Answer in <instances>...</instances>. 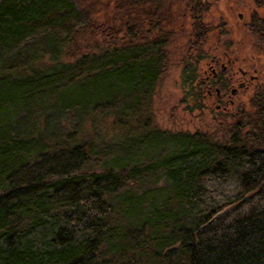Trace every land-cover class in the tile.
Instances as JSON below:
<instances>
[{
    "label": "trees",
    "instance_id": "obj_1",
    "mask_svg": "<svg viewBox=\"0 0 264 264\" xmlns=\"http://www.w3.org/2000/svg\"><path fill=\"white\" fill-rule=\"evenodd\" d=\"M179 1L0 0V264H264V84L205 130L155 125L170 56L181 102L207 88L216 0H184L186 35Z\"/></svg>",
    "mask_w": 264,
    "mask_h": 264
},
{
    "label": "rangeland",
    "instance_id": "obj_2",
    "mask_svg": "<svg viewBox=\"0 0 264 264\" xmlns=\"http://www.w3.org/2000/svg\"><path fill=\"white\" fill-rule=\"evenodd\" d=\"M256 1L264 0H216L211 3L209 12L204 16V21L213 30L209 36L206 48L210 56H223L221 64H228L229 71H237L235 83L231 89H237L234 96L227 92L221 101H216L215 92L211 97H204L206 90L202 93L199 105L194 100L188 99L181 102L184 95L179 78L180 67L175 63V57L171 59L162 74L153 97V115L155 125L162 130L168 131H190L205 130L214 125V117L222 112H230L239 105L248 106L250 97L256 89L264 84V40L255 37L250 31V18L253 13L264 18V5L257 6ZM184 0L178 2L180 9L175 13L173 24L180 27V33L186 35L189 28V20L183 15ZM113 0H101V11L99 17L105 20L111 15ZM186 41V36L179 38L177 46ZM180 42V43H179ZM234 64H230L233 63ZM233 66L231 68L230 66ZM210 64L203 61L200 68V78L209 74ZM220 64L217 66V71ZM240 70L246 71L247 80L253 77L248 86L238 87L240 81ZM231 99L233 104H225ZM188 106L191 110L188 109Z\"/></svg>",
    "mask_w": 264,
    "mask_h": 264
},
{
    "label": "flooded vegetation",
    "instance_id": "obj_3",
    "mask_svg": "<svg viewBox=\"0 0 264 264\" xmlns=\"http://www.w3.org/2000/svg\"><path fill=\"white\" fill-rule=\"evenodd\" d=\"M226 57V53L223 52V56H210V59L207 63L210 64L209 68H210V72L209 74L205 75L204 79L205 82L207 83V88L206 90V94L204 95V97H211L212 91L215 92V100L216 101H221L222 98L227 95L226 93L230 91V95L234 96L237 93V89H236V93L232 94L233 89L230 90L231 86L233 83H235L236 80V75L238 74L237 71H232L228 69V64H221L222 58ZM220 64V69L217 71V66ZM230 64H234L230 63ZM230 66L231 68H233V66ZM240 81L238 80V87H244V86H248V84L250 82L248 81H253V77H250L249 80H247V75H246V71L240 70ZM211 82L216 83L218 85L213 86L211 84ZM225 104H233V101L231 99H227L225 101ZM234 109V108H233ZM232 109V110H233Z\"/></svg>",
    "mask_w": 264,
    "mask_h": 264
},
{
    "label": "water",
    "instance_id": "obj_4",
    "mask_svg": "<svg viewBox=\"0 0 264 264\" xmlns=\"http://www.w3.org/2000/svg\"><path fill=\"white\" fill-rule=\"evenodd\" d=\"M235 93H236V89H233L232 94H235Z\"/></svg>",
    "mask_w": 264,
    "mask_h": 264
}]
</instances>
